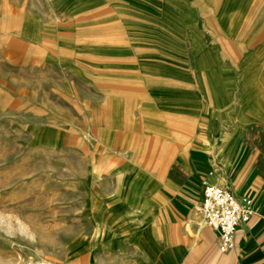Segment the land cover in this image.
<instances>
[{
    "label": "crops",
    "instance_id": "0c3cea01",
    "mask_svg": "<svg viewBox=\"0 0 264 264\" xmlns=\"http://www.w3.org/2000/svg\"><path fill=\"white\" fill-rule=\"evenodd\" d=\"M9 73L50 86L56 144L95 150L79 181L104 260L264 264V0H0ZM206 185L253 211L228 254Z\"/></svg>",
    "mask_w": 264,
    "mask_h": 264
},
{
    "label": "rangeland",
    "instance_id": "374dc122",
    "mask_svg": "<svg viewBox=\"0 0 264 264\" xmlns=\"http://www.w3.org/2000/svg\"><path fill=\"white\" fill-rule=\"evenodd\" d=\"M50 89L0 75V264H113L101 256L113 230L82 211L79 178L95 150L56 144Z\"/></svg>",
    "mask_w": 264,
    "mask_h": 264
},
{
    "label": "built area",
    "instance_id": "2783aa9c",
    "mask_svg": "<svg viewBox=\"0 0 264 264\" xmlns=\"http://www.w3.org/2000/svg\"><path fill=\"white\" fill-rule=\"evenodd\" d=\"M201 212L204 224L216 233L222 254L234 249L239 226L249 222L253 215L249 202L241 201L229 189L216 185L205 186Z\"/></svg>",
    "mask_w": 264,
    "mask_h": 264
}]
</instances>
